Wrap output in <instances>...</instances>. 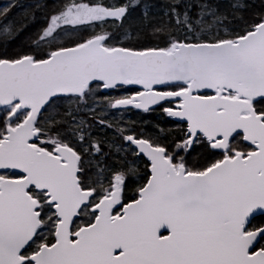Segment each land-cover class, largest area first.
Here are the masks:
<instances>
[{
  "label": "snow or ice",
  "instance_id": "6c2138e0",
  "mask_svg": "<svg viewBox=\"0 0 264 264\" xmlns=\"http://www.w3.org/2000/svg\"><path fill=\"white\" fill-rule=\"evenodd\" d=\"M0 264H264V0L0 7Z\"/></svg>",
  "mask_w": 264,
  "mask_h": 264
},
{
  "label": "trees",
  "instance_id": "16d2710c",
  "mask_svg": "<svg viewBox=\"0 0 264 264\" xmlns=\"http://www.w3.org/2000/svg\"><path fill=\"white\" fill-rule=\"evenodd\" d=\"M8 2H9V0H0V7L5 6ZM20 2L24 3V4H28V3H31V0H20ZM21 39H23V37H21ZM144 119H146V120H154V119H156V117H155V115L145 116Z\"/></svg>",
  "mask_w": 264,
  "mask_h": 264
}]
</instances>
